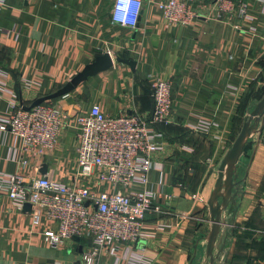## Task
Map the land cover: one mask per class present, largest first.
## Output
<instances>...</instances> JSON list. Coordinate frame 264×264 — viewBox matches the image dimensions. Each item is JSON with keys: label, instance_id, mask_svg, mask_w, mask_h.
Here are the masks:
<instances>
[{"label": "crops", "instance_id": "1", "mask_svg": "<svg viewBox=\"0 0 264 264\" xmlns=\"http://www.w3.org/2000/svg\"><path fill=\"white\" fill-rule=\"evenodd\" d=\"M165 1L142 0L128 28L111 23L113 0H0V125L13 106L55 92L100 57L112 65L47 102L69 115L96 105L108 115L149 119L151 82L171 83L172 124L154 127L160 146L147 183L127 189L148 193L160 211L146 214L136 245L103 251L94 264H207V200L218 166L264 94V0H244L242 18L234 11L218 17L206 0L194 5L199 17L187 27L166 25L157 10ZM74 126L69 121L41 157L24 155L19 140L0 130V264H80L79 248L90 242L49 245L43 233L53 224H34L31 209L12 201L5 186L12 174L25 184L40 176L71 183ZM250 140V157L237 170L238 209L233 220L234 206L222 212L213 264H264V128Z\"/></svg>", "mask_w": 264, "mask_h": 264}, {"label": "built area", "instance_id": "2", "mask_svg": "<svg viewBox=\"0 0 264 264\" xmlns=\"http://www.w3.org/2000/svg\"><path fill=\"white\" fill-rule=\"evenodd\" d=\"M206 0H166L157 10L168 26L187 27L199 17L195 4ZM216 16L235 12L246 14L244 0H208ZM122 7L126 10L122 11ZM207 8V7H206ZM142 10V0H113L110 21L114 25L134 28ZM153 100L149 119L136 113L108 115L93 105L87 112L69 115L58 104L44 102L25 110L13 106L0 130L8 131L20 142L29 157L44 156L56 143L60 132L74 121L76 177L85 184H69L40 176L25 184L19 174L7 176L8 197L18 206L30 204L32 221L42 218L53 224L43 233L53 246L86 240L80 264H94L103 251L117 245L134 246L143 239L144 218L159 212L148 193H128L133 183L146 184L153 168L152 156L159 149L154 127L172 124L171 83L151 82Z\"/></svg>", "mask_w": 264, "mask_h": 264}, {"label": "water", "instance_id": "3", "mask_svg": "<svg viewBox=\"0 0 264 264\" xmlns=\"http://www.w3.org/2000/svg\"><path fill=\"white\" fill-rule=\"evenodd\" d=\"M111 65L112 62L109 57L98 58L93 64L86 66L80 74L75 76L63 87L51 94L35 99L29 106L24 107V109L29 110L30 108L41 103L65 96L66 94L70 93L75 88V86L84 80L89 74L96 70L108 69ZM263 128L264 94L262 98L252 106L248 114L245 116L238 136L218 166L217 179L214 184V188L207 200L210 216L209 219L211 223L210 231L205 238V256L207 258V264L214 263L213 249L216 238L221 227L225 224V222L221 220L222 212L225 211L230 204L234 206L235 209L232 218L233 220L238 209L239 204L236 197L240 193L239 184L241 183V179H238L237 173L239 162H241L243 158L248 159L250 157L248 152L252 150L255 143L254 141L250 140V138L253 134L261 135ZM23 208L25 211H30L31 206L30 204L25 203ZM74 241L78 242L79 240L78 238H74ZM79 250L82 252V248H79Z\"/></svg>", "mask_w": 264, "mask_h": 264}, {"label": "clouds", "instance_id": "4", "mask_svg": "<svg viewBox=\"0 0 264 264\" xmlns=\"http://www.w3.org/2000/svg\"><path fill=\"white\" fill-rule=\"evenodd\" d=\"M127 3H128V0H122V5H123V6H126ZM136 3H137V5H138V4H139V0H136ZM123 10H126V7H122V11H123Z\"/></svg>", "mask_w": 264, "mask_h": 264}]
</instances>
